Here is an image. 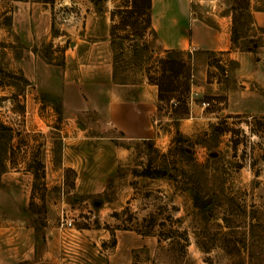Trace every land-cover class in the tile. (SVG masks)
I'll return each instance as SVG.
<instances>
[{
  "label": "rangeland",
  "instance_id": "obj_1",
  "mask_svg": "<svg viewBox=\"0 0 264 264\" xmlns=\"http://www.w3.org/2000/svg\"><path fill=\"white\" fill-rule=\"evenodd\" d=\"M46 1L0 0V123L12 135L0 220L33 228L49 252L42 264H264V120L223 116L233 64L190 44L195 18L212 24L230 10L233 46H250L244 0H151L141 39L140 19L120 18L129 0ZM170 49L185 68L175 90L155 92L146 139L122 140L89 110L61 113L41 72L40 85L22 80L36 64L101 80L110 68L113 83L151 101L146 75ZM113 146L126 154L115 160ZM145 166L158 176L138 175Z\"/></svg>",
  "mask_w": 264,
  "mask_h": 264
},
{
  "label": "crops",
  "instance_id": "obj_2",
  "mask_svg": "<svg viewBox=\"0 0 264 264\" xmlns=\"http://www.w3.org/2000/svg\"><path fill=\"white\" fill-rule=\"evenodd\" d=\"M256 3V0H248L250 25L255 34L248 36L250 46L243 50L231 42L230 10L212 19V24L195 18L191 25V45L199 50L218 52L233 64L228 73L231 86L224 92L226 104L219 110L223 116L243 114L264 120V8L255 7ZM45 65L36 64L32 73L29 70L25 73L21 68L22 76L28 84L37 82L40 85V76L44 85L49 83L43 87V93L59 97L57 108L61 113L71 116L92 111L107 121L125 141L146 139L150 135L149 112L153 108L155 89L148 101L144 90L138 91L136 84L113 83L110 68L101 80L83 73L66 76L62 71L49 76L50 71ZM126 152L125 148L113 146L109 154L116 160ZM39 241H35L33 228L23 221L0 220V264H42L49 252H38Z\"/></svg>",
  "mask_w": 264,
  "mask_h": 264
},
{
  "label": "trees",
  "instance_id": "obj_3",
  "mask_svg": "<svg viewBox=\"0 0 264 264\" xmlns=\"http://www.w3.org/2000/svg\"><path fill=\"white\" fill-rule=\"evenodd\" d=\"M41 2H48L46 0H39ZM245 7H247L246 0ZM150 9H151V0H129V4L125 6L124 9H121L120 13H123L124 16L120 17L121 20H125L128 17H131L133 14L140 19V30L138 32V36L141 39L142 33L146 29H150ZM233 9V8H231ZM10 23V18H8ZM135 24V23H134ZM126 25L123 21L122 26ZM114 27H111V30ZM112 32V31H111ZM234 31L231 29V42L234 43L236 37L233 35ZM143 45H141L140 49H143ZM243 50V49H241ZM180 53L178 50H166L165 56L158 57L156 65H152V68H156L155 75L147 73L146 79L149 83L156 86L157 91V98L160 100L165 97L166 92H171L177 88L178 78L180 74L184 71L185 64L184 62L177 57ZM113 72H114V65H113ZM113 76V73H112ZM22 80L26 83L27 80L22 76ZM125 83V82H120ZM11 132L8 127L0 123V174L5 172L6 165L8 163L9 158L7 157L8 149L7 144L11 139ZM159 169L152 168L150 169L149 166H145L140 171L137 172L138 175L146 176L150 178H155L159 174ZM35 172H33V176ZM36 176V175H35ZM193 203L197 207H203L204 203L201 202L200 196H198L195 191H190ZM31 204V202H29Z\"/></svg>",
  "mask_w": 264,
  "mask_h": 264
},
{
  "label": "built area",
  "instance_id": "obj_4",
  "mask_svg": "<svg viewBox=\"0 0 264 264\" xmlns=\"http://www.w3.org/2000/svg\"><path fill=\"white\" fill-rule=\"evenodd\" d=\"M208 106V103L207 102H204L202 101L201 102V107H206ZM60 225L67 228V229H70L72 227V219L71 218H63L62 216V213L60 215Z\"/></svg>",
  "mask_w": 264,
  "mask_h": 264
}]
</instances>
